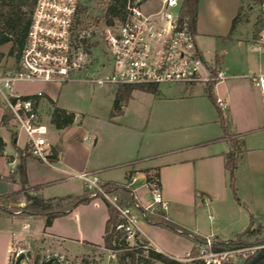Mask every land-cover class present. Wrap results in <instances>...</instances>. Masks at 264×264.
I'll use <instances>...</instances> for the list:
<instances>
[{
    "label": "built area",
    "instance_id": "2783aa9c",
    "mask_svg": "<svg viewBox=\"0 0 264 264\" xmlns=\"http://www.w3.org/2000/svg\"><path fill=\"white\" fill-rule=\"evenodd\" d=\"M111 2L115 0H104L101 12L87 21L81 0H35L19 58L0 71V110L25 133L26 151L46 165H52L48 158L52 146L43 118V93L16 92L15 82L83 80L98 85H192L227 77L225 71L209 65L197 44L195 31L181 19V0H125L108 22L107 7ZM260 6L264 9V0ZM252 48L260 56L261 67L246 76L260 92L264 118V25L255 34ZM216 103L221 109L227 108L219 97ZM64 172L67 179H80L86 189L98 192L115 208L120 219L117 228L124 233L128 248H154L138 225L142 217L139 206L148 213L166 215L168 202L154 177L141 183L148 196L146 204L140 202L132 186L134 179L123 183L132 194L133 203L127 204L117 194L104 191L97 171ZM16 234L12 233L3 264H33L29 249L20 245ZM212 244V237H205V242L196 246L195 254L189 250L179 261L225 264L243 250H213Z\"/></svg>",
    "mask_w": 264,
    "mask_h": 264
},
{
    "label": "crops",
    "instance_id": "0c3cea01",
    "mask_svg": "<svg viewBox=\"0 0 264 264\" xmlns=\"http://www.w3.org/2000/svg\"><path fill=\"white\" fill-rule=\"evenodd\" d=\"M195 34L198 46V36L215 40L213 49H207L205 54L208 55V63H212L214 68L221 69L227 74L225 79L216 81L211 88L213 97H219L227 104L226 109H221L211 99L209 101H177L185 102L189 107L183 109L179 116L173 118L169 117L172 115H168L161 117V119L159 118V120L157 118L154 120L153 116L150 125L151 129L147 133L139 132L135 135L128 132L125 128L124 133H121L124 138V144L113 151V153L105 154L97 151L100 138L94 132L89 137V141H92L90 150L78 164L67 157L66 150L68 146L65 143L53 142L47 138L51 146L57 150L56 159L51 161V167L59 172L58 178L40 180L41 182L36 181L34 178L37 177V169L39 170V165L44 163L31 155H27L23 160L27 181L25 188L20 189L21 184L16 176L12 180L4 179L5 175L0 174V194L19 191L17 194L19 196L18 203L22 205L24 203L23 191L35 194L31 189L41 188L46 181L74 180L67 179L64 171L78 172L88 170L97 171L103 182L110 181L123 184V182L134 179L132 186L139 195L140 202L146 204L148 196L141 188V183L149 173L156 172L160 191L168 202V207L165 211L166 217L183 227H189L192 231L188 230L194 234L202 237L216 236L221 240H229L236 233L242 232L247 227L260 228V226H264V118L262 100L261 95L260 101H258V96L253 98V96L246 95L243 90L244 84L240 81L241 78H245L251 84L246 75L260 69V56L257 53L256 59L251 61V58L243 55L244 72L236 73L232 71L231 61L225 58L228 55V51L224 46L225 41L216 43L219 37H223L222 33L213 26L202 22L198 10ZM254 37L255 34L252 41ZM240 42V38H236L237 47H239ZM251 49H253L252 43ZM176 84L179 83L164 85L165 89L162 91V95L164 97H177L180 100L198 97L203 99L206 97L207 88L205 84H183L184 87L182 89L175 88V86L177 87ZM197 86H202L203 88L201 89ZM251 86L253 85L251 84ZM157 90L158 92L161 91ZM26 93L23 92V94ZM48 97L54 100L53 97ZM162 102L164 107H167L171 101ZM259 103L261 111L257 116L254 107L258 109ZM41 104L44 120L49 118L50 111L55 105L72 110L59 105L58 101L55 100L51 102L41 101ZM179 106L182 108L183 103H180ZM2 114L3 111L0 110V122ZM172 120L183 125V128L177 133L170 131ZM48 125L51 124H47V128ZM66 127L58 130H63ZM158 127L159 130H154V128ZM0 139L3 146L1 154L3 155L5 154L6 142L2 136H0ZM11 140L16 147L17 153L5 155L8 162H14L16 167L20 159L19 155L27 152V145L25 143V150L23 151L22 148L17 147V136L11 137ZM230 150L234 151L236 158L233 185L237 199H235L233 190L229 185L228 171L225 168V154ZM117 166H123V179L121 180L107 175V172ZM6 180H10L14 188L10 186H7L6 189L3 188L2 184ZM81 185V190L78 193L69 192L62 195L41 197L50 198L67 194H80L85 188L83 182ZM196 196H200L206 208L208 207L211 210L208 213L205 209L209 225L202 231L197 226L196 220L189 218V203L191 198L193 197L194 200ZM89 203L98 207L100 201L93 199ZM81 205L85 204L76 206L69 213L75 212ZM64 216L55 218L50 226L44 227L43 218L41 217L11 215L9 217L37 218V220L41 221L38 228L34 230L29 228L28 223L23 224L21 229L10 230L11 239L13 232H17L16 237L18 239L24 236L21 233H27L28 235L43 234L53 238V241L60 248L65 249L61 247V238L64 236L57 233L54 229V221ZM74 216H76V213ZM147 224L149 226L153 225ZM23 226L25 227L23 228ZM154 227L159 226L154 225ZM144 234L157 251L168 253L145 232ZM78 242L86 243L88 241ZM192 243L194 245V242ZM166 255L177 260L181 258L169 253ZM156 262L158 261L152 264H156Z\"/></svg>",
    "mask_w": 264,
    "mask_h": 264
},
{
    "label": "rangeland",
    "instance_id": "374dc122",
    "mask_svg": "<svg viewBox=\"0 0 264 264\" xmlns=\"http://www.w3.org/2000/svg\"><path fill=\"white\" fill-rule=\"evenodd\" d=\"M103 1L81 0L82 7L86 8L84 13L86 12L85 18L87 21L92 20L93 17L101 12L100 9L103 7ZM262 1L198 0L197 10L200 19L205 24L207 23L213 26L222 33L223 37H219L216 43L225 41L224 46L228 51V55L225 58L231 61V69L236 73L244 72L243 55H247L248 58H251V61L256 59L257 52L251 49V43L253 42V35L264 25V9L260 6ZM225 27H227L226 30ZM238 37L241 40L239 47H237L236 43V38ZM197 38L199 47L205 55V58H207V62H209L208 55L205 52L207 49H213L215 40L200 36ZM8 49L9 44L0 46V51L4 54L0 63V71L15 62L13 57L7 55ZM95 52L99 54V50L96 49ZM209 65L213 66L212 63H209ZM240 81L244 84L243 90L245 94L253 96V98L258 96V101H260L259 90L251 86L245 78H241ZM176 85L177 87L175 86V88L182 89L184 87L182 83ZM197 87L203 88L202 86ZM13 89L22 94L23 92L33 93L41 91L43 93L41 101L48 102L55 100L58 101L59 105L72 109L64 108L74 113L75 121L63 130H58L53 125H48L49 132L47 133V138L53 142L65 143L68 146L66 150L67 157L72 159L76 164L80 163L88 154L92 143L88 138L94 132L100 138L97 151L105 154L109 152L113 153V151L124 144V138L121 133H124L125 128L128 132L135 135L139 132L147 133L151 129L150 125L153 116L154 120L156 118L159 120V118L161 119V117L168 115H172L169 117L173 118L179 116L183 109L189 107L185 102L177 101H209L210 99L207 96V92L206 97L203 99L198 97L180 100L177 97H164L162 91L165 89V86L158 85L157 89L161 91L156 94L140 89H133L127 100L120 101L122 104L121 108L115 110L114 102L116 100L117 86L111 83L98 85L83 80L64 82L20 81L13 84ZM48 96L53 97L54 100ZM162 101L171 102L167 107H164ZM180 103H183L182 108L179 106ZM254 109L258 116L261 111L260 103L259 108L256 109L254 107ZM45 123L51 124L50 116L45 120ZM180 124L172 120L170 131L173 133L179 132L183 128V125ZM154 130H159V127L154 128ZM0 136L6 142L5 154L17 153L16 147L11 140V137L14 136H17V147L22 148L23 151L25 150L26 135L15 121H10L8 125L0 122ZM5 154L2 155L0 153V174L5 175L3 177L4 179H11L12 175L17 177L16 173L13 174V171L16 169L15 163L9 164ZM10 168L13 169L12 172ZM58 173L51 166L41 164L39 165V170L37 169V177L34 179L41 182L40 180L58 178ZM107 175L115 179H123V166L112 168V170L107 172ZM81 183L80 179H74L72 181H46L42 184L41 188L38 187L36 190L31 189V191L39 196L62 195L69 192L78 193L81 190ZM2 186L6 189L7 186L13 187V184L10 180H6ZM18 193L19 191L14 193H1L0 203L6 207L21 205L18 203ZM95 199L100 201L98 207L93 206L92 203L81 205L75 212L69 213L54 221L55 231L64 236L61 238V247L65 249L60 248L53 241V238L43 234L28 235L27 233H21L24 236L19 241L20 245L29 249L33 260L36 255L39 256V259L53 257L55 255L54 257L62 261L63 264H117L116 253L103 248L101 244V236L105 230L107 211L105 203L100 198ZM189 205V218L196 220V224L201 231L205 230L209 225L205 209L208 213L211 210L208 207L206 208L200 196L194 197V200L192 197ZM75 213L76 216H74ZM26 223L29 224L30 229L34 230L38 228L41 221L37 220V218L27 219L0 216V264H3L5 261L6 249L9 247V242L11 241V233L9 231L21 229L22 225ZM138 225L156 244H159L165 251L174 256L183 257L193 245L192 241L186 235L165 228L154 227V225L149 226L142 217H139ZM185 228L192 231L187 226ZM156 232H159L158 235ZM262 236H264V226H260L257 235L250 236L248 239L260 238ZM83 240L92 244L78 242ZM245 251V249L238 251L235 254V258H230L231 262L236 263ZM179 262L180 264L182 262L188 264L187 261ZM156 264L162 263L156 262Z\"/></svg>",
    "mask_w": 264,
    "mask_h": 264
},
{
    "label": "trees",
    "instance_id": "16d2710c",
    "mask_svg": "<svg viewBox=\"0 0 264 264\" xmlns=\"http://www.w3.org/2000/svg\"><path fill=\"white\" fill-rule=\"evenodd\" d=\"M125 0H115L111 2L107 7L106 20L110 21V16L116 15L124 4ZM35 0H0V46L9 44L7 52L8 56L14 58L16 62L19 58L21 49L25 43L27 32L31 22V14L33 10ZM198 0H181V19L186 20L192 30L195 31L196 14H197ZM85 7H82V11H85ZM4 57V54L0 51V63ZM215 81L207 82V96L216 105V98L213 97L211 88ZM116 100L114 102L115 110H119L122 106L120 101L127 100L130 97L133 89H140L143 91L156 94L158 92L156 84H117ZM26 95H22L25 98ZM51 102V101H49ZM74 113L64 108L53 106L50 111V123L57 129L64 128L74 121ZM10 116L3 112L1 122L4 125H8ZM2 141L0 139V153H2ZM49 160L54 161L56 159L57 150L52 147ZM30 155L25 152L19 155V162L17 163L13 174H17L18 181L21 184V189L26 186V174L24 158ZM225 168L228 171L229 185L233 190L234 188V170L236 168V158L234 151L230 150L225 154ZM150 176L158 181L157 173H149L146 179ZM14 175L11 176L13 180ZM102 187L107 193H115L121 199H125L127 204H132L131 189L123 186L121 183L106 181L103 182ZM24 203L15 207H6L0 203V215H23L32 217L43 218L44 227L50 226L52 221L60 216H64L73 210L80 204H87L95 198H100L106 206L107 218L105 220V230L102 234V246L107 250H111L116 253L117 264H149L153 261H158L162 264H180L177 259L172 258L160 251H157L153 247H130L124 240V233L117 228L120 224L118 213L115 208L104 199L98 192L84 188L80 194H67L63 196H56L50 198H43L37 194H30L27 191H23ZM142 218L149 224L159 226L171 230L176 233L186 235L194 245L190 248L191 253H196V246L205 242V237L194 234L185 227L177 224L176 222L168 219L166 215L151 214L146 212L142 207H138ZM259 233V227L251 228L247 227L240 233H236L232 239L221 240L218 237H212L213 250L223 249H245L243 256L239 257L236 263L226 262L225 264H264V236L260 238L248 239L250 236L257 235ZM147 243V241H144ZM87 244H92L86 242ZM55 256V255H54ZM47 257L39 259L36 255L33 260V264H63L56 257ZM195 264H203L202 261L196 260Z\"/></svg>",
    "mask_w": 264,
    "mask_h": 264
}]
</instances>
